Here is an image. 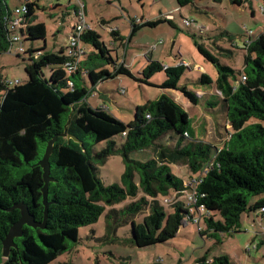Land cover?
<instances>
[{
  "label": "trees",
  "instance_id": "trees-1",
  "mask_svg": "<svg viewBox=\"0 0 264 264\" xmlns=\"http://www.w3.org/2000/svg\"><path fill=\"white\" fill-rule=\"evenodd\" d=\"M231 1L237 5L245 3V0ZM55 2L59 5L61 0ZM195 2L177 0L180 7ZM27 5L23 26L17 32L21 38L15 41L9 22L16 5L12 7L9 0H0V55L21 43L24 51L16 55L28 59L25 66L28 78L23 82L6 79L0 64V91L4 93L0 95V264H50L79 242L81 227L96 223L107 208L111 220L122 215L125 219L122 222L131 223L132 244L147 247L170 242L192 216L189 210L192 206L187 205L183 191L192 190L188 184L190 178L202 172L196 186L198 201L194 205V208L201 204L206 208L201 235L218 239L219 234L238 231L243 214L261 208L264 204V32L250 34L249 29L245 30L242 47L221 49L229 54L243 50L241 69L223 62L204 43L195 40L199 52L218 73L216 79L205 72L200 76L202 84H215L219 91L215 99H207L204 105L211 109L219 103L225 106L232 127L219 146L197 138L191 116L169 93L137 105L134 119L126 123L102 106L92 105L88 99L91 92L75 81L89 77L93 86H98L109 78L127 75L147 85L178 90L197 105L203 103L204 96L181 84L182 75L190 66L182 62L165 65L149 58L135 74L125 61L112 56L101 35L90 26L81 39L94 50H89L76 70L69 71L65 66L66 47L57 52L47 50V27L44 22H34L40 4L31 0ZM74 8L76 15L75 2ZM137 18L132 20L128 41L140 28L163 21L139 22ZM112 33L119 36L117 29ZM40 39L45 41L42 47L36 44ZM108 63L113 64L114 71L105 67ZM47 67L49 74L44 71ZM158 72L165 74L161 84L152 81ZM70 114L68 133L83 143L64 136H58L55 141L50 162L51 175L57 180L49 184V199L54 202L49 206L46 226L25 225L23 235L15 238L16 246L5 257L3 240L21 216L20 209L12 208L14 204L25 202L37 221L44 219L43 170L37 162L43 157L48 141L65 130ZM118 135L124 137L119 146L115 140ZM163 137L172 143L159 142ZM102 142L107 146L95 150V144ZM145 149L152 150L153 157L145 161L130 157L131 152ZM115 153H121L125 159L122 184H105L98 176L97 164ZM171 163L187 165L189 178L176 175ZM137 174L139 182L135 180ZM253 197L255 201L251 203ZM165 198L171 200L165 202ZM121 203H124L121 208L115 207ZM140 214L144 216L138 221ZM120 223H107V229L116 230ZM252 246L256 248L257 244ZM200 261L232 264L227 253L211 262L205 256Z\"/></svg>",
  "mask_w": 264,
  "mask_h": 264
},
{
  "label": "rangeland",
  "instance_id": "rangeland-1",
  "mask_svg": "<svg viewBox=\"0 0 264 264\" xmlns=\"http://www.w3.org/2000/svg\"><path fill=\"white\" fill-rule=\"evenodd\" d=\"M22 1L9 0V4L13 7ZM37 1L40 8L36 11L34 22L45 23L47 50L57 52L67 43L76 23L75 9L70 4L69 8L67 7L68 0H61L59 5H56L55 0ZM84 2L87 23L101 35V40L105 42L114 58L125 61V65L135 74L142 70L149 58L159 60L165 65H177L184 59L191 64L186 67L181 84L187 85L189 89L205 98L203 103L195 105L178 90H165L159 86L147 85L127 75L109 78L98 86H93L89 77H84L85 80L75 78L79 85L87 87L91 92L89 102L94 106H102L128 123L134 119L137 105L155 100L163 93H169L191 116L197 138L221 146L232 127L229 125L225 106L219 103L215 109H211L204 105L207 99H215L214 95H218L219 91L215 84H202L200 76L205 72L216 79L218 73L214 65L199 52L195 40L204 43L223 62L241 69L244 65V51L238 49L236 54H229L221 49L242 47L245 30L251 29L255 34L264 32V0H245L242 5L234 4L231 0H196L194 4L184 7H180L177 0ZM137 17L139 22L158 19L163 21L156 26L140 28L128 41L132 20ZM185 19L190 23L186 24ZM110 28L117 29L119 36L113 35ZM36 44L42 47L45 41L40 39ZM87 48L94 50L91 45H87ZM0 61L3 75L9 81L23 82L28 78L25 70L28 59L14 53H3L0 55ZM105 67L114 71L113 64L108 63ZM44 71L49 74L50 67ZM164 79V72H158L152 81L161 84ZM2 94L4 93L0 91V95ZM166 139L167 137H163L159 142L172 143ZM115 140L119 146L124 137L118 135ZM106 146L107 143L102 142L95 144L94 149L100 151ZM130 157L145 161L153 157V152L147 149L136 150L130 153ZM97 167L98 176L103 183L122 184L125 159L121 153L111 154L106 161L98 162ZM171 167L179 177L189 178L190 169L187 165L171 163ZM135 180L139 182L138 174ZM254 201L255 197L251 199V203ZM124 203L116 204L115 207L121 208ZM109 211L110 208H107L96 223L81 227L79 242L50 264H199L198 261L203 256L214 258L224 253L233 256L240 264H252L258 257L264 258V232H261L264 221L261 226L258 221L252 224L251 218L245 213L240 230L219 234L218 239L206 234L201 235L198 224L187 221L181 225L178 235L170 242L138 247L130 242L131 223L122 222L125 220L122 215L111 220L107 215ZM143 216L140 214L136 220L139 221ZM204 221L205 217L202 218V223ZM119 222L121 225L115 227L116 230L107 229V223L116 225ZM250 242L259 244V248H253L251 254L244 249Z\"/></svg>",
  "mask_w": 264,
  "mask_h": 264
},
{
  "label": "built area",
  "instance_id": "built-area-1",
  "mask_svg": "<svg viewBox=\"0 0 264 264\" xmlns=\"http://www.w3.org/2000/svg\"><path fill=\"white\" fill-rule=\"evenodd\" d=\"M31 0H23L22 3L17 5L14 8L13 15L10 19V28L14 30V34L12 35L13 40L18 41L21 37L17 33L18 29L23 26V16L28 12V5L27 3ZM60 1V0H55ZM77 5V11H76V23L74 24L72 28V32H70L68 36V43L66 46V55L68 56V59L65 62V66L69 71L76 70L79 66L82 60H84L87 57V54L89 53V50L87 48V45H84L81 39L82 34L84 31L90 27V25L86 21V5L84 0H76ZM264 11V7L262 9ZM137 21H139V18H137ZM186 24H189L190 21L187 19L184 20ZM114 28H110V31H113ZM249 33L253 34V30L249 29ZM24 51V46L19 43L17 46H14L10 53L18 54ZM183 64L190 66L191 63L182 61ZM1 64V63H0ZM243 78H246L245 76ZM69 86H73V82L70 80ZM148 117L150 115H147ZM125 135V133H124ZM203 173V172H202ZM202 173L192 175L190 178L188 184L193 187L192 190L187 189L183 192H186L187 195V205L192 206L189 208L192 216L189 218V221H193L198 224L199 230H203L205 228L204 223H202L203 215L206 213V208L204 205H198L194 208V205L197 204L198 197H197V191L196 186L197 183L200 181V178L202 176ZM171 198H165V202H169ZM259 214L264 217V204L261 206V208L258 210ZM264 232V225L262 226V231ZM255 247V246H254ZM253 249L252 244H248L245 248V251L248 253L251 252ZM209 262V261H207ZM256 264H264V261H258Z\"/></svg>",
  "mask_w": 264,
  "mask_h": 264
},
{
  "label": "water",
  "instance_id": "water-1",
  "mask_svg": "<svg viewBox=\"0 0 264 264\" xmlns=\"http://www.w3.org/2000/svg\"><path fill=\"white\" fill-rule=\"evenodd\" d=\"M70 117L71 114L69 116V120L67 124L65 125V130L61 134L55 135L52 139L48 141L43 157L37 162V164L41 166L43 170L44 186L42 187V193H43V203L45 206L44 219L43 221H37L35 219V216L30 212L29 206L25 202H19L14 204L12 208L20 209L21 216L19 220H17L12 224V226L9 229V232L7 233L5 239L3 240V255L5 257L9 255L11 248L16 246L15 238L21 237L23 235L25 225L34 228L37 227L44 228L46 226L49 206L51 203L54 202L53 200L49 199V184L50 182L57 180L55 177L51 175V162H50V157L54 150L55 141L57 140L58 136H64L68 140L73 139L76 142H79L80 144L83 143L82 140H80L76 135L68 133V124L70 123Z\"/></svg>",
  "mask_w": 264,
  "mask_h": 264
},
{
  "label": "crops",
  "instance_id": "crops-1",
  "mask_svg": "<svg viewBox=\"0 0 264 264\" xmlns=\"http://www.w3.org/2000/svg\"><path fill=\"white\" fill-rule=\"evenodd\" d=\"M68 8H69V4L70 5H72L73 7H74V2L72 1V0H68ZM73 3V4H72ZM75 9V8H74ZM67 43H68V40H67ZM67 43L65 44V46L64 47H66L67 46ZM8 54H12V53H10V52H7ZM184 60V59H183ZM183 60H181V61H183ZM185 61V60H184ZM187 62V61H186ZM0 63H1V61H0ZM1 65H2V63H1ZM213 78V77H212ZM215 79V78H214ZM102 84V83H101ZM245 214H247V217H249V218H251V222H252V224H256V222L258 221V222H260V226L263 224V221H264V217H262L260 214H259V212L258 211H255V212H248V213H245ZM244 215V214H243ZM243 217V216H242ZM243 219V218H242ZM242 222V221H241ZM241 225H242V223H241ZM241 225H240V227H241ZM264 225V224H263ZM256 226V225H255ZM240 227L238 228L239 230H240ZM262 231V230H261ZM209 236V235H208ZM255 239V237H253L252 238V240H254ZM248 244H253L252 242H250V243H248ZM247 244V245H248ZM257 247L259 248V244H257ZM256 247V248H257ZM244 249H245V247H244ZM224 254H226V253H224ZM228 254V253H227ZM251 254V253H250ZM229 255V254H228ZM230 256V259H231V262H232V264H240V261H239V263H237L235 260H234V257L233 256H231V255H229ZM204 257V256H203ZM205 257H207V259H209V260H213V258H211V257H209L208 255H206ZM264 261V258L263 257H258L252 264H256L258 261ZM199 262V264H202L201 263V261H198Z\"/></svg>",
  "mask_w": 264,
  "mask_h": 264
},
{
  "label": "clouds",
  "instance_id": "clouds-1",
  "mask_svg": "<svg viewBox=\"0 0 264 264\" xmlns=\"http://www.w3.org/2000/svg\"><path fill=\"white\" fill-rule=\"evenodd\" d=\"M255 245H256V244H255ZM246 246H247V245H246ZM246 246H245V248H246ZM251 251H252V250H251ZM245 252H246V251H245ZM250 253H251V252H250ZM250 253H249V254H250ZM207 261L211 262L212 260L207 259ZM260 261H261V260H260Z\"/></svg>",
  "mask_w": 264,
  "mask_h": 264
}]
</instances>
